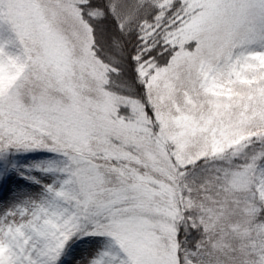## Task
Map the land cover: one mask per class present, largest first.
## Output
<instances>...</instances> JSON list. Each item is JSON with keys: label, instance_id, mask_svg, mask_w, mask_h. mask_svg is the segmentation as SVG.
Returning a JSON list of instances; mask_svg holds the SVG:
<instances>
[{"label": "snow or ice", "instance_id": "6c2138e0", "mask_svg": "<svg viewBox=\"0 0 264 264\" xmlns=\"http://www.w3.org/2000/svg\"><path fill=\"white\" fill-rule=\"evenodd\" d=\"M0 264H264V0H0Z\"/></svg>", "mask_w": 264, "mask_h": 264}]
</instances>
